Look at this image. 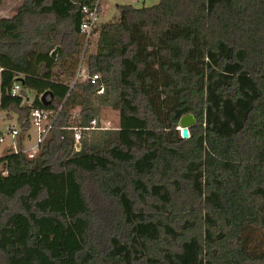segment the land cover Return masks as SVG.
<instances>
[{
    "label": "trees",
    "instance_id": "1",
    "mask_svg": "<svg viewBox=\"0 0 264 264\" xmlns=\"http://www.w3.org/2000/svg\"><path fill=\"white\" fill-rule=\"evenodd\" d=\"M97 1L23 0L0 17V112L28 131L33 109L62 107L36 157L1 159L0 231H25L29 255L0 240V264H264V0L118 5L87 59L99 81L71 88ZM100 106L119 128L74 153L68 128L86 134Z\"/></svg>",
    "mask_w": 264,
    "mask_h": 264
},
{
    "label": "rangeland",
    "instance_id": "2",
    "mask_svg": "<svg viewBox=\"0 0 264 264\" xmlns=\"http://www.w3.org/2000/svg\"><path fill=\"white\" fill-rule=\"evenodd\" d=\"M158 2L159 0H139V1H136V0H100L102 14L100 17L99 24L103 25V24L117 22L119 20V13L117 10L118 5L133 4V6L137 8H141L144 6L150 7V6L156 5ZM22 3H23V0H4V3L0 8V17L2 18L13 17L16 14L17 9L21 6ZM98 40H99V33H97L93 37L89 45L88 51L86 53V56L84 58V61H83V69L86 70L87 74H89V71L87 70V59L90 55L96 53ZM55 52L57 54L58 51L56 50ZM81 81L83 82L82 78L79 80V83ZM73 82L74 80H72L69 84L72 85ZM28 96H29V99L33 101L36 94L33 91H29ZM79 113H80L79 108H77L74 112H72L73 119H75V117H77V114ZM73 119L71 121H73ZM96 120L99 125V128H103V129L86 131L87 132L86 134H82L83 141L85 139H90L93 136H96V137L100 136L99 134L100 131H103V130L115 131L119 128V123H120L119 112L112 109L110 106H100L99 115L96 118ZM1 122H2V127L4 130L6 129L7 126L11 125L12 123L16 125L15 127L21 132L20 141H21L22 151L27 150V148L31 146V144L34 142L37 131L31 130V128L28 131H24V130L22 131L20 124L17 123L18 122L17 116L15 114H12V113L7 114L5 112H0V124ZM178 130L182 134L181 127H179ZM30 132L32 133V135ZM50 136H51V132L47 135L45 141L40 146L39 151L34 155V157H36L40 153L42 146L47 142ZM5 149H7L6 146L2 148L3 151H5ZM6 152H8V150H6L5 153ZM31 153L32 152H26L24 154L28 156V158L32 159L31 157H29ZM26 239H27V234L25 231H5V230L0 231V240L3 246L10 244L18 248L17 251L19 253L24 252L28 256L29 252L25 248ZM252 239L254 240V244L259 248V250L264 249V232L263 231L255 232L253 234ZM28 259L29 258H25L22 261H17L15 264H26Z\"/></svg>",
    "mask_w": 264,
    "mask_h": 264
},
{
    "label": "built area",
    "instance_id": "3",
    "mask_svg": "<svg viewBox=\"0 0 264 264\" xmlns=\"http://www.w3.org/2000/svg\"><path fill=\"white\" fill-rule=\"evenodd\" d=\"M139 1V0H136ZM83 13V21L81 24L80 32L81 37L84 42V51L82 54L80 67L78 69L76 78L71 85V88H73L79 80L82 78L83 81L89 80V82L92 85L97 84V82L100 79V76L98 75H90L86 73V70L83 69V61L86 56V53L88 51L89 45L93 39V37L97 34V31L99 29V21H100V0H98L96 3H94L91 6H84L82 8ZM88 70V69H87ZM2 69H0V81H1V73ZM22 90V83L18 80L14 83L12 89H11V95L12 97H17L21 95ZM99 94L103 93V88H100L97 91ZM62 110V107L60 106L56 110H44V109H33L30 114V124H31V130L37 131L36 138L34 139V142L27 148V150H21V141L20 136L21 132L15 127L16 125L12 124L7 126L4 130L2 127V122L0 124V173L3 175H6V172H2V165H1V159L3 158L5 151L8 150V152L11 153H26V152H32L29 157L33 158L34 155L39 151L40 146L45 141L47 135L51 132L54 126V122L59 115L60 111ZM78 115V114H77ZM18 123V122H17ZM103 129L99 128V125L97 123V120H93L90 124V127L84 129L86 131L91 130H98ZM68 130L72 131L73 134V150L74 153H80L82 151V129L78 128H68ZM31 133V132H30ZM30 135V134H28ZM32 135V133H31ZM5 151L2 150L3 147H5Z\"/></svg>",
    "mask_w": 264,
    "mask_h": 264
},
{
    "label": "water",
    "instance_id": "4",
    "mask_svg": "<svg viewBox=\"0 0 264 264\" xmlns=\"http://www.w3.org/2000/svg\"><path fill=\"white\" fill-rule=\"evenodd\" d=\"M56 55H57V54H56V52H55V53L53 54V57H56ZM18 81L21 82L22 85H24V82H23V79H22V78L18 79ZM50 96H51V100L48 101V102H45V99H46V97H47V94H44V95L42 96V101H43V103H44L45 106H48V105H50V104L53 103V101H54V96H53V95H50ZM195 124H196V119H195V117H194L193 115H187V116H184V117L181 118L179 125H180V127H181L182 137H183L184 139L189 138V129H190L192 126H194Z\"/></svg>",
    "mask_w": 264,
    "mask_h": 264
},
{
    "label": "crops",
    "instance_id": "5",
    "mask_svg": "<svg viewBox=\"0 0 264 264\" xmlns=\"http://www.w3.org/2000/svg\"><path fill=\"white\" fill-rule=\"evenodd\" d=\"M128 5H132L133 6V4H128ZM135 7V6H134ZM100 8H101V4H100ZM28 100H30V99H28Z\"/></svg>",
    "mask_w": 264,
    "mask_h": 264
}]
</instances>
